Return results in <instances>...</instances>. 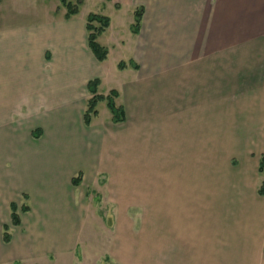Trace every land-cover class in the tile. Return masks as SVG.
Segmentation results:
<instances>
[{"label":"crops","instance_id":"0c3cea01","mask_svg":"<svg viewBox=\"0 0 264 264\" xmlns=\"http://www.w3.org/2000/svg\"><path fill=\"white\" fill-rule=\"evenodd\" d=\"M45 1L0 0V230L11 204L28 207L1 252H52L32 249L28 215L49 233L67 220L77 237L100 197L118 219L143 222L141 241L128 228L122 250L148 255L142 264H264L260 158L244 137L232 164L223 125L255 121L261 137L264 0H107L115 19L107 13L97 37L101 61L82 4L67 17L60 0ZM95 79L98 94L116 91L120 122L100 100L84 123Z\"/></svg>","mask_w":264,"mask_h":264},{"label":"rangeland","instance_id":"374dc122","mask_svg":"<svg viewBox=\"0 0 264 264\" xmlns=\"http://www.w3.org/2000/svg\"><path fill=\"white\" fill-rule=\"evenodd\" d=\"M11 1L12 0H7V4ZM71 1L75 2L77 0ZM17 2L22 7H35L37 5L40 7L43 3L46 4L45 0H17ZM80 11L83 15L90 12L104 15L110 13L112 18L115 19L114 12L107 0H83ZM101 114L103 115V110H101ZM250 116H254V118L257 117L253 111L251 112L249 110L248 117ZM254 123L255 121H246V126H244L242 121H238L237 125H234L233 121H231L230 124L224 121V127L227 128V125L230 127L229 133L231 140H235L233 141L235 146L229 151V155H232L230 159L232 160V164H236L239 160L237 154L239 151L236 145H238V141H244V137L249 139L247 143L240 142L239 144H242V147L245 145L246 148L249 147L247 152L256 156L258 159L261 155H264V121H262L260 127V138H258V135L257 137L254 135L253 129L256 127L259 129V124L257 125L258 122ZM217 132L216 129V133ZM226 132L227 131H225V133ZM257 173L259 175L258 187L256 186L258 189L264 179V169L261 173L258 171ZM94 203L96 211L94 215L92 214L86 217L77 237L71 236V233L67 234L69 232L68 229L64 233L63 227L70 224L66 222L67 220L57 223L55 230L49 233L47 232L48 225L46 222L40 221L36 216H31L29 214L30 227L31 229L35 227L37 230L35 239L32 236V249L38 247L40 253L44 249L52 247L53 251L36 257L13 258V255L9 253L8 250H3V252H1L0 249V264H142L144 258L148 255L138 252V247L136 248L135 245L134 248L137 252L129 253L126 249L125 252L122 251L124 249L123 247L127 246L126 235L128 228V231L135 230L133 233L135 242L141 241L143 222L140 218L134 216L132 220L127 222L126 217L118 219L119 215L118 217L115 216L116 207H109L101 204L100 197L95 198ZM21 204L24 205V202L22 201V203H19L17 210L21 208ZM261 210L255 215L253 214L255 216V221L258 217L261 221L263 220L264 210ZM9 216L10 215L6 218L9 219ZM247 223L248 225L252 223L251 217ZM5 225L7 224H4L0 230V242L2 241L3 246H8V242H4L3 240ZM12 226V222H10L9 229L7 230L9 235L10 227ZM75 239L78 244L74 243Z\"/></svg>","mask_w":264,"mask_h":264},{"label":"trees","instance_id":"16d2710c","mask_svg":"<svg viewBox=\"0 0 264 264\" xmlns=\"http://www.w3.org/2000/svg\"><path fill=\"white\" fill-rule=\"evenodd\" d=\"M83 0H77L75 2L71 0H60V2L66 7V16L69 17L70 15L78 12L80 5L82 4ZM142 16V8H138L135 10V20L132 26V30L136 33L139 30L140 21ZM110 23V19L108 16L101 15L98 13H89L87 15V28H88V45L92 52L94 53L95 57L101 61L106 58L107 55V48L102 46L98 41L97 37L101 34ZM120 66H123V63H120ZM97 84L98 80H92L88 83L87 88L89 93L91 94L86 105V109L84 111V123L89 124L91 117L97 113V103L100 100H106L107 106L111 111L112 114V121L113 122H120L124 119L123 110L120 106H117L114 102V97L117 95L115 90L110 91L107 95H102L97 93ZM264 169V155H261L260 162H259V171L262 172ZM80 179V175L72 178V182L74 184H78ZM258 194L264 195V179L261 182L260 187L258 188ZM22 211H27V205H22L20 208ZM11 222L12 225H19L20 224V217L17 212V208L14 204H11ZM9 226H4V234L3 240L4 242L10 241V235L7 233Z\"/></svg>","mask_w":264,"mask_h":264}]
</instances>
